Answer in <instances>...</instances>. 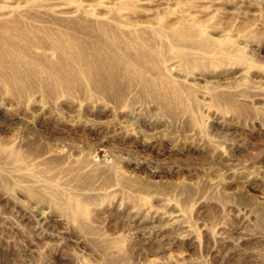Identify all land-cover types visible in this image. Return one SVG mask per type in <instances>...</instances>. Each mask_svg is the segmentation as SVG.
<instances>
[{
  "label": "rangeland",
  "instance_id": "1",
  "mask_svg": "<svg viewBox=\"0 0 264 264\" xmlns=\"http://www.w3.org/2000/svg\"><path fill=\"white\" fill-rule=\"evenodd\" d=\"M0 264H264V0H0Z\"/></svg>",
  "mask_w": 264,
  "mask_h": 264
},
{
  "label": "bare ground",
  "instance_id": "2",
  "mask_svg": "<svg viewBox=\"0 0 264 264\" xmlns=\"http://www.w3.org/2000/svg\"><path fill=\"white\" fill-rule=\"evenodd\" d=\"M173 39L179 44V46H181L182 48H184V50H188L187 47H185V42L187 43L188 41H192L193 37L191 36L190 34V30L188 27H185V26H181V27H178L176 28L174 31H173ZM198 44L200 45H207L209 40L205 37H202L198 40H196ZM182 49V52H180V57L181 59L185 60L188 62V56H189V52H186Z\"/></svg>",
  "mask_w": 264,
  "mask_h": 264
}]
</instances>
